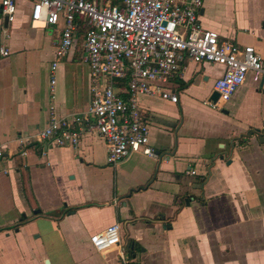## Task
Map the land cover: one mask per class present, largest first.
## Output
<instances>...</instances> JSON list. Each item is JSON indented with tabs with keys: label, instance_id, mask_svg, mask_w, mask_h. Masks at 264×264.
Returning <instances> with one entry per match:
<instances>
[{
	"label": "crops",
	"instance_id": "1",
	"mask_svg": "<svg viewBox=\"0 0 264 264\" xmlns=\"http://www.w3.org/2000/svg\"><path fill=\"white\" fill-rule=\"evenodd\" d=\"M31 2L0 13V264H264V79L214 108L223 67L184 59L177 103L138 97L155 157L109 164L96 133L47 147L36 137L51 112L88 110L90 69L80 45L52 69L62 24L32 28ZM198 19L264 60V0H202ZM115 223L120 246L96 251L91 237Z\"/></svg>",
	"mask_w": 264,
	"mask_h": 264
},
{
	"label": "built area",
	"instance_id": "2",
	"mask_svg": "<svg viewBox=\"0 0 264 264\" xmlns=\"http://www.w3.org/2000/svg\"><path fill=\"white\" fill-rule=\"evenodd\" d=\"M19 1L0 0V13L8 21L13 19ZM31 1L32 28L62 24L52 69L78 45L90 69L92 96L88 110L67 119L51 112L47 127L36 137L47 142V147L75 148L86 133H96L105 141L109 164L134 153L155 157L138 97L177 103L171 84L182 77L184 59L223 67L222 76L214 84L222 102L230 99L248 75L256 83L264 79V60L252 46L240 48L201 27L198 18L202 0ZM0 55L8 56V51L2 47ZM126 78L122 96L112 84ZM210 104L217 108L216 103ZM18 143L25 154L31 140L19 138ZM0 172H5L1 166ZM91 243L102 253L120 246V225L115 223L95 233ZM120 259L121 264L126 263L122 254Z\"/></svg>",
	"mask_w": 264,
	"mask_h": 264
},
{
	"label": "water",
	"instance_id": "3",
	"mask_svg": "<svg viewBox=\"0 0 264 264\" xmlns=\"http://www.w3.org/2000/svg\"><path fill=\"white\" fill-rule=\"evenodd\" d=\"M218 98H219V94L216 91H213L211 93V95H210L209 101L211 103H216V101L218 100ZM259 142L264 143V134L259 137ZM126 259L128 260L127 256H126Z\"/></svg>",
	"mask_w": 264,
	"mask_h": 264
},
{
	"label": "trees",
	"instance_id": "4",
	"mask_svg": "<svg viewBox=\"0 0 264 264\" xmlns=\"http://www.w3.org/2000/svg\"><path fill=\"white\" fill-rule=\"evenodd\" d=\"M126 81H127V78L123 80H115L114 85L120 88L126 85Z\"/></svg>",
	"mask_w": 264,
	"mask_h": 264
}]
</instances>
